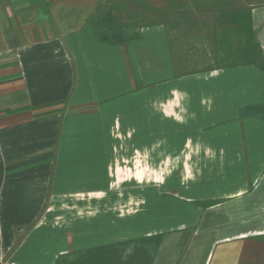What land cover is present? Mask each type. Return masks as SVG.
<instances>
[{"label": "crops", "instance_id": "0c3cea01", "mask_svg": "<svg viewBox=\"0 0 264 264\" xmlns=\"http://www.w3.org/2000/svg\"><path fill=\"white\" fill-rule=\"evenodd\" d=\"M146 1L0 0V264H264V0Z\"/></svg>", "mask_w": 264, "mask_h": 264}, {"label": "rangeland", "instance_id": "374dc122", "mask_svg": "<svg viewBox=\"0 0 264 264\" xmlns=\"http://www.w3.org/2000/svg\"><path fill=\"white\" fill-rule=\"evenodd\" d=\"M131 0H128V2H130ZM177 1H179V3H180V5H181V3H183V1L184 0H177ZM193 1H195V2H197V3H201V4H205V3H208V5H209V8H211V10H214V9H216V8H220V7H222V4L224 5V3L223 2H225L226 0H193ZM127 2V1H126ZM144 2L146 3L147 1L146 0H144ZM162 2V1H161ZM188 2H192V0H190V1H188ZM232 2V0H228V1H226L225 3L226 4H230ZM162 3H167V1H163ZM125 4V2H122L119 6H120V8H122V9H124V6L126 5H124ZM207 7V6H206ZM135 18H137V22L138 23H136L134 26H139L140 28L141 27H144V26H147V25H149V24H153L154 23V21L155 22H163V23H166L167 22V15L166 14H164V12L161 10V11H159V12H150V11H146V9L145 10H143V11H140L138 14H136V17ZM143 19V20H142ZM145 19V20H144ZM113 28V30H112V35H113V39H115L116 38V36H117V33H118V31L116 32V33H114L115 31L114 30H117V29H120L119 27H112ZM138 29V28H137Z\"/></svg>", "mask_w": 264, "mask_h": 264}, {"label": "clouds", "instance_id": "9594fccd", "mask_svg": "<svg viewBox=\"0 0 264 264\" xmlns=\"http://www.w3.org/2000/svg\"><path fill=\"white\" fill-rule=\"evenodd\" d=\"M172 96L173 97H177V98H180V97H186L187 96V93H181L178 89H173L172 90ZM170 103H171V101H170ZM202 103H203V101H202ZM209 103H210V101H209ZM177 106H179V105H177ZM182 111H184V109H182ZM193 115V117L195 116V113H193L192 114ZM184 179H187V178H189V177H187V176H185V177H183Z\"/></svg>", "mask_w": 264, "mask_h": 264}, {"label": "trees", "instance_id": "16d2710c", "mask_svg": "<svg viewBox=\"0 0 264 264\" xmlns=\"http://www.w3.org/2000/svg\"><path fill=\"white\" fill-rule=\"evenodd\" d=\"M263 114H264L263 111H259V110H257V109H254V110H252V111L250 112V115H252V116H258V115H263Z\"/></svg>", "mask_w": 264, "mask_h": 264}]
</instances>
